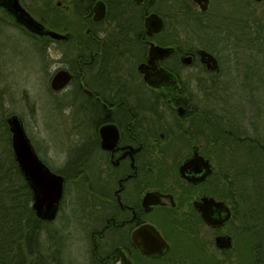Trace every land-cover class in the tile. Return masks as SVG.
I'll list each match as a JSON object with an SVG mask.
<instances>
[{"label":"flooded vegetation","instance_id":"flooded-vegetation-1","mask_svg":"<svg viewBox=\"0 0 264 264\" xmlns=\"http://www.w3.org/2000/svg\"><path fill=\"white\" fill-rule=\"evenodd\" d=\"M171 1L0 0V24L32 39L51 105L67 110L63 144L49 136L38 150L28 136L63 177L56 217H37L56 224L52 244H73L75 219L85 264H228L235 232L248 244L249 216H264V77L247 81L253 52L264 56V20Z\"/></svg>","mask_w":264,"mask_h":264},{"label":"rangeland","instance_id":"rangeland-1","mask_svg":"<svg viewBox=\"0 0 264 264\" xmlns=\"http://www.w3.org/2000/svg\"><path fill=\"white\" fill-rule=\"evenodd\" d=\"M178 1L174 0L175 3H178ZM231 2L233 1L213 0L208 13H212L214 10L226 17L234 12L232 11L234 8L236 13H241L245 9L251 13L254 12L255 17H260L261 20H264V0L254 4H248L246 0H243L244 3H235L234 5ZM251 58L254 59V63L248 71L247 81L257 85L260 78L264 77V56L262 53L253 52V57ZM46 71V67L41 62L32 39L22 32L11 33V30L7 26L5 27L3 24H0V89L2 90L1 102L3 104L0 121L12 113L18 114L24 122L26 133L38 150L41 149V140L48 141L50 139L49 136L57 144H63L66 133L65 128L61 125V121L64 126L68 125L66 123L68 119L65 115L67 110L64 109L59 112L51 105V98L46 85ZM244 80L246 81V78ZM39 94L42 96V103L39 100ZM243 95V89H236L232 98L236 101ZM257 172L261 173V169L259 171L257 169ZM75 190V187L68 184L66 200L69 199L67 196L70 195L68 194H72L71 196L75 200L73 201L74 209L77 207L81 208L82 205V200H79L81 196L78 194L79 192L74 193ZM67 207L68 205L64 206V208ZM67 214L70 215L68 211ZM72 215L77 217L74 212H72ZM248 219L249 229L246 232L248 244H242V240L239 239L242 235H240V232H235L234 251L231 253L233 261L228 264L240 262V253H243L249 246H256L259 241L264 239V225L262 223L264 216L250 215ZM77 223L75 219L71 223L73 228L71 227L72 236L70 240L73 244H52L55 237H57L53 229L56 225L54 223H45L41 228H38V244H45L54 253L57 251L68 264H85L88 244H82V240L78 237ZM233 223L234 225H238L239 221L235 219Z\"/></svg>","mask_w":264,"mask_h":264},{"label":"trees","instance_id":"trees-1","mask_svg":"<svg viewBox=\"0 0 264 264\" xmlns=\"http://www.w3.org/2000/svg\"><path fill=\"white\" fill-rule=\"evenodd\" d=\"M0 89V113L3 109ZM6 118L0 121V264H68L56 251L38 244L43 225L32 208V190L21 173L10 142ZM252 172L260 165L250 166ZM257 172V171H256ZM264 246V244H263ZM256 246L239 254L238 264H264Z\"/></svg>","mask_w":264,"mask_h":264},{"label":"water","instance_id":"water-1","mask_svg":"<svg viewBox=\"0 0 264 264\" xmlns=\"http://www.w3.org/2000/svg\"><path fill=\"white\" fill-rule=\"evenodd\" d=\"M195 1L201 4L203 10L207 8L208 0H205L204 4L201 3L202 0ZM16 7L20 8V10L22 9L19 5ZM22 15L29 23L32 22L31 17L25 11H22ZM147 20L148 23L150 22L154 25L155 31H158L162 26V18L157 13L150 14ZM168 50L170 48L154 46L155 52H167ZM67 79L65 71L59 72L53 78L52 86L60 88L67 82ZM6 122L11 133V147L14 158L32 190V208L39 218L52 220L56 217L63 194V177L51 171L39 159L30 138L26 134L23 121L18 114H10L7 116ZM204 216L207 220L212 221V218L207 214ZM217 242L219 247L232 246L231 237L228 235L218 236Z\"/></svg>","mask_w":264,"mask_h":264}]
</instances>
